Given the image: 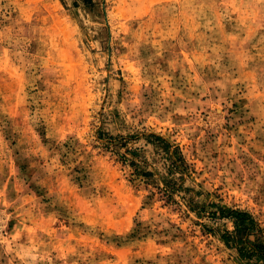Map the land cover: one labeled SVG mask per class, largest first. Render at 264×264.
Segmentation results:
<instances>
[{
	"label": "rangeland",
	"instance_id": "1",
	"mask_svg": "<svg viewBox=\"0 0 264 264\" xmlns=\"http://www.w3.org/2000/svg\"><path fill=\"white\" fill-rule=\"evenodd\" d=\"M226 208L264 235V0H0V264H243Z\"/></svg>",
	"mask_w": 264,
	"mask_h": 264
},
{
	"label": "trees",
	"instance_id": "2",
	"mask_svg": "<svg viewBox=\"0 0 264 264\" xmlns=\"http://www.w3.org/2000/svg\"><path fill=\"white\" fill-rule=\"evenodd\" d=\"M151 137L167 147L168 143L161 137ZM218 212L212 216L227 218L234 227L232 231H225L221 240L237 250L243 264H254L255 260L264 264V235L253 216L248 212L229 208Z\"/></svg>",
	"mask_w": 264,
	"mask_h": 264
}]
</instances>
